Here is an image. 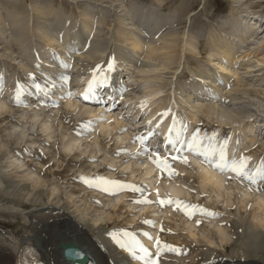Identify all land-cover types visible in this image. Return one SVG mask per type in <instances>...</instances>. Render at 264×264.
<instances>
[{
	"label": "bare ground",
	"instance_id": "bare-ground-1",
	"mask_svg": "<svg viewBox=\"0 0 264 264\" xmlns=\"http://www.w3.org/2000/svg\"><path fill=\"white\" fill-rule=\"evenodd\" d=\"M23 1L24 0L22 1L21 0H0V35L3 38L10 37L14 39V42H15L14 44L15 45L17 44L16 45L18 46L17 48L20 50H23L24 52L29 51L28 48L26 50L25 44H27L26 42L30 40V37L33 39L40 38L41 41L44 40L50 44H53V43L57 44L58 46L57 45L56 46L63 50V52L65 53L63 56H66V59L64 61L65 64H73L70 61L72 58L70 57V55L77 54L78 57L77 59H75L77 63H80L82 65L81 62L86 61L87 63H83L84 65L85 64L93 65V67L91 68H85V67L83 68L85 69L88 76L85 79L83 84H80L76 90H73V94L75 95L78 94L79 96L83 97L85 101L89 102V104H94L95 102H97V98L99 97L98 92L102 87L105 89L106 88L108 89V87L110 89H115L116 94L119 97L128 98L129 101L135 102L137 96L134 95V97H132L134 94V91H130L129 87L124 85L121 82V78L119 79V77H117L116 79H114L112 77L114 71L118 69L116 66H114V63L110 64L106 72L104 73L96 71V66H98V64L101 63L104 59V55H105V52L108 50L109 43L107 44V42H105L103 44H99V42L95 41L93 45L92 44L90 45L89 37L86 34L89 29L90 31L94 30V23L93 24H91L90 22L86 23L87 22L86 20H89V19H86L85 16L99 15L103 19H106L107 16L105 17L106 15L105 12L108 11V2L104 0H81L78 3L76 2L77 0H62L64 2H67V5L64 4L65 9H67L68 7L72 5H76V4L77 6L74 9H72V11H75L77 8L78 10L80 8H84L83 11L81 12H79L80 10L78 11L80 13L79 14L80 16H84L83 21L79 20L80 21L79 23L75 21H74L75 23H72L69 19L66 20L65 17L67 14L66 15L64 14L63 9H55L54 11L47 12V13H44L38 10V13L36 14L35 10L31 8L32 6L31 7L27 6ZM237 2L240 3V1H237ZM41 3H44V2L41 1ZM80 4H84L85 6L79 7ZM245 6L248 7L249 5L245 2L243 4V9ZM119 8H121L120 13L122 15L121 16H119L120 14L117 15V18H118L117 20L119 21V23H122V24L129 21L130 26H132V28L131 27L130 28L134 30V32L136 33V37L140 40L146 41L148 39H152V40H154V38L157 39V35L163 36L164 35L163 33L169 30L168 28L169 23L167 22L159 23V28H157L156 26L159 20H157V18H155L153 15H151L150 18H145V17L142 18L143 15L141 16V18H137L136 13L134 12L131 13L126 8V6L120 5ZM3 11L6 12L7 14L6 17L8 18V20L6 19L4 15L5 12ZM73 13L74 12H72V14ZM233 13L234 14H231V18L233 19L228 21V25L232 28V31L230 32L233 38L229 39V41L228 40L226 41L223 38H221L219 34H216L214 38V43L218 48L221 49L220 51L222 52L221 53L222 55L232 56V57L237 56L235 57V59L237 60V63H238V62H241L244 58H248L250 56L249 54L245 52L243 53V55L241 53L240 56H238L240 51L244 50L246 46H248V43L250 40L258 41L256 42L257 46L255 48V51H258V50L260 51L262 47L264 46V31L258 34L257 33L258 29L256 28L259 20L264 21V14L260 15L258 13H250V15H253L252 17H250V15L248 17H245V16H240L239 14L240 10H237V9H234ZM11 14H13L14 17L17 16V18L15 17L16 19H18L19 17L21 19H18L19 21L17 22L15 20L14 21L11 20L13 19V16ZM185 14H186V11H181L180 15L182 17L181 18L178 17L177 19H175L178 21H175L172 19L173 20L172 25L174 26L175 24H177L179 27L184 26L185 22L183 21V18ZM249 17L251 18L250 22H248ZM252 21H255L254 24H251ZM13 22H16V23L13 24ZM263 26L264 25H261L259 29L262 28ZM34 27H36L37 29L36 33L34 31ZM80 29L81 30L83 29V31H81ZM260 35L261 36L263 35V37L259 38ZM44 41L43 43H45ZM112 42L115 43L114 40ZM7 43L8 45L6 48L7 49L10 48V50H12L11 48L13 47L12 46L13 44L10 45L11 44L10 41ZM23 43L25 47L22 48ZM101 46L102 48H100ZM114 46H115L113 50V53L115 55L114 59L118 60L122 64L123 68L128 67L131 70L132 69L138 70L139 73L143 75L142 81H144V83L146 84L147 90H151L152 87L156 88V90L150 91V92H145L144 90L145 93L142 95L141 99H144L148 103L152 102L151 99L153 100L154 98L161 95V92H163L162 90L163 88L170 87L171 93L174 94V96H176L183 105H186L189 108L195 110L196 114H201L202 117L206 119V121L207 120L212 121L214 119H217L220 123H225L226 125L227 124L230 125L231 129L233 130V133L231 134V140H226V141L221 140L219 142H217V140H211L209 142H202L199 144L196 143L197 151H192L187 147V145L191 144L192 141L186 140L182 134H179L177 126L171 125L170 128L166 129V127L169 124L168 123L165 127H162L160 129V135L163 138V140H165L166 142L168 141L167 138L171 137L173 142H175L172 146V148H174L175 150L181 148V152L185 151L188 154L190 152H193V153L199 152L201 156L206 158L207 163L211 164L208 167H203L201 163L199 164V162H196L198 164V168H197L198 169L197 174H199L198 180L200 181L199 184L201 185L202 191L209 193L208 201L211 204H214L216 200L221 201V203H223L226 209L228 210V213L231 214L232 211L230 208H232V205L234 204L232 203V200H234V197L232 199L233 194L231 193L233 192L230 193L226 189V182L228 180V177L233 176V174H231V172H221L216 167H214V165L219 162V154L222 149L226 152V156L229 161H231L233 158H235L236 160H239L241 157H244L245 154H247V152L241 151L238 149L240 147V141L233 139V137L236 136V135L234 136L233 134L237 133L238 130L243 129V128H247L249 132L253 134L254 124L251 121L247 122L243 118L242 114L240 112H237V110L239 109L235 111V110H232L230 107L232 105L238 104L239 102L244 103V100L246 98L243 99V97L240 95L239 90H241V88L243 87H246L247 84L250 81H252L250 80L251 77H253V82L255 81V83H258V85L260 84L258 87L259 89L256 90L257 93H259L258 97H260V100L259 102H257V105L254 104V106H257L258 112H261L260 110L264 108V104H263L264 103V60L257 61L256 62L257 69L254 71L250 69V71L248 72V76L239 74V72L235 69L236 64H234V62H232L231 60H227V59H225V61L221 60L218 63H215L213 62V60H211L209 62V64L211 65L208 66L206 71H199L198 69H195L193 67L189 68L190 66H192L190 64L191 62H189V64L183 67V72L185 74L181 75L179 74V71L181 70L182 65L176 59L167 57L166 59L164 58L165 60H163L165 62H162L161 64L160 63L156 64V62H154L152 59H149V60L147 59L148 61L140 60V58L138 59L135 56V54H137L136 50L139 48L138 44L134 45L133 50H131L130 52H127L126 50H124V48L120 45L114 44ZM153 54L154 53H152L151 56H153ZM48 55L50 58H53V61L52 62L49 61V58H48L43 63V65L40 67L42 69L46 68V70H43V71L48 72V74L50 73L55 74V76L58 77V80H64L66 83L67 82L66 80L68 79V77L65 75L66 71H63L61 69V68H64V66L62 65L63 61L55 58L54 53L52 52H49ZM6 56L7 58L8 56H10L8 59L13 58L12 52L4 53L0 57L4 58ZM239 58L241 59L239 60ZM13 61L15 62V58L11 62L13 63ZM21 68L23 69L26 67L25 65H23L21 66ZM10 71H11L10 65L7 68L6 65L4 64V67L0 68V82H3L5 84L4 88L2 89V92H0V129L1 130H5L7 128V125L12 124L13 101L10 99L9 93L11 92V87L13 86L12 77H11L13 74H11ZM187 73L189 74V77H191V82L189 84H187L186 82H183V79L188 78V76L186 77ZM253 74L255 75L252 76ZM119 75H122V71H119L118 75H115V76H119ZM168 76L169 77L171 76V77L169 78ZM174 78H176L175 85L172 82ZM74 81L78 83L80 79L75 78ZM51 83L53 85H57V83H54V82H51ZM59 83L58 85H60ZM257 86L255 87V89L257 88ZM7 87H8V90H7ZM26 88H27V85H26ZM39 94L42 96V99L46 104V101L50 100V95L52 93L49 91L43 90V92H39ZM248 97L249 96L247 95V98ZM51 99H52V104L50 106L54 105L53 103L54 98H51ZM81 102H84V101H81ZM153 102L157 103L158 101L153 100ZM252 103L254 102L252 101L251 104ZM152 104H149V106L151 105L150 107H152ZM25 106H30V105L29 103L26 102ZM50 106H48V108H50ZM64 107L67 109V111L68 110L77 111L78 108L80 110V109H83V107L87 108L86 116L89 118L94 117V116H99V115H101L100 117L106 116L103 112L101 113V111H96L91 108L82 106L80 103H74L70 99L65 103ZM139 109L145 110V106H143L142 103H140ZM148 110H149V107H148ZM27 112H32V111L27 110ZM42 112H48V111L45 109H42L39 113L33 114L32 119L30 120L34 121L35 119L40 118V116L42 115ZM51 112H55V111H50V113ZM56 112L58 113V111ZM161 112L166 113L164 110H160L158 113H161ZM96 118H99V117H96ZM149 118H152V116H150ZM146 120L148 119L146 118ZM23 122L24 121L21 119L18 122V126L22 127L24 125ZM112 122L115 123L114 128H112ZM120 127H121V124L117 122L116 118L112 119L108 117L106 120H102L100 123V126L97 128L100 130V132L97 133L99 131L97 130L96 133L90 134V136L87 137L90 143H92L91 147L94 145L101 146L104 140L107 139V137L109 138L110 136H112L114 131L118 130ZM46 129L47 131H50L45 126V129L43 130L45 131ZM1 130L0 132H2ZM13 130L15 131V128ZM50 134L51 136L53 135L52 132H50ZM166 135L168 137H166ZM25 136L27 137L25 129H24V131H21L18 139L22 140V143H24L23 137ZM48 137H49V132H48ZM126 138L127 137H125V139ZM118 142L120 141H117L116 145L118 144ZM11 143H12L11 141L8 142L7 149H3V148H6L5 147L6 143H4V141L0 142V163L2 164H4L5 160L9 157L8 152L10 151L8 150V148H10L13 145ZM254 143L256 144V141ZM254 143L249 147L252 148L255 145ZM32 144L35 145L36 142L32 141ZM80 144H81V141L79 142L78 138H73L65 146L63 145V148L65 147L66 151H68V154L70 153L69 155L71 156V152L73 154L77 152V151L73 152L75 150L74 148ZM121 144H122V141H121ZM44 150H46V148H44ZM136 151H137L136 148H134L133 152H136ZM52 153H56V152H52ZM95 153H96L95 156H98L100 154V153L98 154L97 152ZM250 153L252 155L256 153L255 156L259 155L258 151L256 152L253 151ZM58 156H59V153H58ZM70 156H67V157H70ZM176 156L178 157L179 155H174V157ZM189 156H191V159L193 158L192 157L193 154H189ZM26 157L29 158L30 156L28 155ZM171 157H173V155H171ZM14 158H15V161L18 162L19 164H15L11 162L12 165L10 166H7V164H5L4 166L2 165L3 169L0 170V173L2 174L0 175V200H6L7 198L12 199L14 202V205L16 206L11 207L8 205H4L0 207V209L2 211H7L6 209H8V211L11 214L16 213L17 209H22L23 211H27L30 208L38 209V207L40 206L44 207L42 208L43 212L46 209L51 210L47 214H42V215H35L36 211L30 214L31 218L37 219L40 222V226H38V228L36 229V232H35L36 237L34 239L37 242L35 243L36 247L39 248L37 250L42 257V260H41L42 264H68L63 258V251H61L58 248L59 244L62 242L65 244L77 245L86 255H88L89 257L88 264H111L109 261L110 259L115 260V261L121 259L120 261L124 260L128 262L129 259L127 258L126 255L138 261V264H146V260L144 259L143 252L141 251L136 241L135 233L130 230L131 228H136V227H138L139 230H143L142 228H145L144 227L145 225L142 223V221H140L141 219L146 220L147 221L146 226H149L146 229L148 230L147 232L142 231L144 232V236H141L143 247L147 249L149 253H151V256L149 257V259L153 260L154 264L156 263V259H155L156 256L159 259L158 264H167V260H164V253L165 254L169 253L173 257L169 264H233V263L243 264L241 260L232 262V261L214 259L212 261H209L211 260L212 255H208L209 256V257L207 256L208 261L204 262L201 259L202 250L200 252V248L205 247L206 250L204 251L208 250V252H211L213 254L216 253V255L218 252L228 254V249L230 245L232 244L239 245L236 242L238 238L237 239L235 238V232L239 231L238 228H240V225L243 226L246 220L244 221L243 219H240V225H238L237 229L233 231L231 228L234 225H236V222L233 221V217H230L231 219L227 220L228 223L230 224L228 223L226 224L224 220L221 221L224 223L217 222L216 224H214V223H211L212 222L211 220H209L210 215H207V216H203L201 214L187 215V213L178 214L174 211L173 206L168 205L166 208H164V206L160 207V205L156 204L157 193L155 192V188H154V191H149L150 197L148 199H145L141 197L139 190L138 191L132 190V189H135L133 188L134 186L133 184L128 185L124 181L119 182L117 185V188H115L114 184H106V185L102 184V186L105 187L104 189L101 187V182H100V186H94V185L88 186L85 184L84 185L80 184L79 186L77 185L78 190H75L73 194V198L67 199L66 197L61 195V193H59V190H56V189H59L58 185L62 182H65L66 178H68V176L70 175L69 173L72 172L73 170V169H64L63 171H61V167L64 162V158H62V156H60L59 160L56 162L58 165H55L52 162L55 160V157L48 159L42 155H38L37 163H39L38 165H40V167L50 166L48 168L40 169V172L42 174L41 181L34 180V177H35L34 175H33L34 177H31L32 180H30L29 178L30 175L24 174V171L26 169L23 170V168L26 166V164L21 162L22 158L20 157L18 158V156L16 157V155L14 156ZM8 159H13V158L10 157ZM177 160H180V156L178 157ZM126 163H130V161H127ZM134 163L132 164L134 165ZM81 164H83V162ZM90 164H91V166H89L90 168L88 169L80 168L77 173L78 174L85 173L88 175H92L94 173L99 174V175L104 174L106 175V177L110 179L114 178L115 171L110 170L107 166H104V164H98V162L96 161H89V165ZM75 166L77 167L78 165L75 164L73 168ZM178 166L180 167L181 165H178ZM13 167L15 169H12ZM134 167L135 166H133V168ZM141 167L143 168L144 166H141ZM255 167L256 166H254L253 168ZM122 170L124 172L130 171L131 173H133L132 178L135 179V176L137 173L132 172L133 169H131V163L124 165V168ZM184 171H185V168L181 169V173L180 172L178 173L179 176H181ZM218 173H221L222 177ZM153 174H154V169L152 168L143 169V173H142L140 180L142 181L150 180ZM8 176L13 177V179L16 182H20L22 183V185H18V188L17 187L5 188L3 183L8 178H4V177H8ZM53 178H55L54 179L55 181H59V184L58 183L55 184L56 182L53 184ZM167 181L168 182H164V184H172V185L166 186L164 192L168 194L170 193L171 195H181L182 194L181 186L180 185L177 186L178 179L171 178L170 180H167ZM12 184L14 185L15 183H12ZM53 186L55 188H52ZM120 186H123V187H120ZM226 193L229 196H227ZM254 193L256 192L249 191V194H247L245 198L240 201L239 205H241L242 209H245L249 204V201H248L249 199H247L248 195L251 194L252 196H254ZM107 194L109 198L115 195H118V197L120 198L116 199L118 201V204L114 205L112 209H109V211H107V213L104 214L103 210H100L102 208L99 209L98 207H96V205L99 204V202L92 201L93 199L92 197H102L101 200H103V204L101 205L106 206V204L109 203L108 202L109 200L108 201L105 200L106 197H108ZM103 195H106V196L103 197ZM214 195H217V197L215 196L217 199H215ZM223 195L224 196L226 195L227 197L226 200L224 201L221 200V197ZM139 197H141V199H139ZM212 197H214V199ZM255 197L256 198L254 199V201H256L255 207L257 211H255V214L252 213L253 217L252 216L250 217H252V223H251L252 227L258 230V228L260 227L264 228V220L261 219L262 218L261 214L264 212V199H262L261 196L258 197V194H256ZM82 202L86 204L85 207L80 205ZM2 203L3 202L0 201V205ZM139 208L140 210L136 214V211ZM217 210L219 211V209ZM217 210L215 208V211ZM132 211H135V213ZM236 214H240V212H237ZM196 217H199L200 220L206 224L201 225L200 223H198L199 220L195 221ZM202 217L203 219H201ZM212 218L214 219V217ZM209 223L211 224L209 225ZM193 224L196 226V228L193 227ZM86 226H89V229ZM263 228H261V230ZM108 230L111 232L110 236L112 237V239H114V242L122 250L121 253L116 250L117 247L111 242L112 239L106 240V239H103L102 236L100 235L101 238L103 239L102 240L103 246L102 245L100 246V243H98V241L96 240L98 237L95 238V234L101 233L103 231H108ZM162 231L167 236L170 235V239L172 240V243H173L171 244V246L172 247L174 246V249L176 251H169L168 253L165 250H164V253L161 251L160 249L162 246L161 243L163 242V240L161 239L162 238L165 239V237L162 236L161 234ZM105 234L107 235V233ZM259 240L261 241L259 242ZM157 241H159V245L156 243ZM23 245L24 244H21L19 248L22 249ZM192 246L193 248H196L192 256L190 255L184 256L180 254L181 253L180 250L186 249ZM239 246H240V248L238 249L239 254H237L238 256H235V257H238L239 259L240 257L245 258L246 261L249 258L251 261L250 264H258V261L260 262L262 260L264 261V237L263 236H260L255 240L249 241L248 243H244L243 245H239ZM162 253H163V256H162ZM248 253L250 256L247 255ZM14 258H15L14 254L12 252L5 250V249H0V264H14ZM128 263H131V262H128Z\"/></svg>",
	"mask_w": 264,
	"mask_h": 264
},
{
	"label": "rangeland",
	"instance_id": "rangeland-1",
	"mask_svg": "<svg viewBox=\"0 0 264 264\" xmlns=\"http://www.w3.org/2000/svg\"><path fill=\"white\" fill-rule=\"evenodd\" d=\"M41 1H43L44 3H41ZM80 1L81 0H77L76 2L79 3ZM104 1L108 2V11L105 12L106 13L105 17L107 16L106 19H103L99 15H97V16H93V15L92 16L91 15L85 16L86 19H89V20L84 19L87 21L86 23H88V22H90L91 24L94 23V30L90 31V29H89L86 33L88 35L89 41L92 45L95 43V41L99 42V44H103L105 42H107V44L109 43L108 44V50L105 52L103 61L105 60V58L107 56H108V58L104 62L102 61L103 63L101 62L102 63V66L100 68L101 72L106 69V67L110 63V60L112 59L111 53H113V50L115 48L114 44L122 46L124 48V50H126L128 52L133 50L134 45L138 44L139 48L136 50L137 54H135V56L138 59L140 58V60L152 59L154 62H156V64L157 63L161 64L162 62H165L163 60H165L167 57H170V58L176 59L177 61L181 60L182 62L181 61L180 62L183 65H187L188 62H191L190 64L192 65V67L197 68L199 71H206L207 67L209 65H211V64H209V62L211 60H213V62H215V63H218L221 61V59H223L225 57L224 55L221 54L222 53L220 51L221 49L215 45L214 38H215L216 34H219L220 37L223 38L224 40H229V39L233 38V36L230 34V31H229V29L232 31V28L228 25V21L233 19V18H231V14H233V12H234V10H233L234 7L241 8L242 12L240 15H243V16L246 15V10H247V12H249L250 9L252 11H254L255 13H258V12L264 13V0H121V1L120 0H104ZM237 1H240V3H236ZM23 2L27 6H30V7L32 6L31 8L33 10H35L36 14L38 13V10H40L44 13H47V12H52L55 9H63L64 14L65 15L67 14L65 17L66 20L69 19L72 23H75V22L79 23L80 21H83L84 16H80L79 12L83 11L84 8H80L79 9L80 11L78 10V8L75 11H72V9H74L77 6V4L72 5V6L68 7L67 9H65L64 6L67 5V2H64L62 0H45V1L44 0H27L28 4L25 2V0ZM92 2H94V1H92ZM245 2L249 5V7L245 6L243 9L242 6ZM48 4H49V6H48ZM120 5L126 6V8L131 13H133V12L136 13L137 18H141L142 15H143L142 18L145 17V15H146V18H150V16L153 15L155 18H157V20H159L157 23V26H156L157 28H159V23H165V22L169 23V26H168L169 30L167 32L163 33L164 34L163 36L157 35V39L154 38V40L150 39V40L144 41V40L138 39L136 37V33L134 32V30L131 29L132 26H130L129 21L122 24V23H119V21L117 20L118 19L117 15H119V14H120L119 16L122 15L120 13V11H121V8H119ZM83 6H85V5L84 4L79 5V7H83ZM181 11H186V14L183 18V21L185 22L184 28H183V26L179 27L177 24H175L174 26L172 25L173 20L177 19L178 17L179 18L182 17L180 15ZM3 12H5V11H3ZM72 12H74V13L72 14ZM76 14H77V16H76ZM4 15H5V17L7 16L6 12L4 13ZM11 15L13 16V14H11ZM248 15H250V14H248ZM260 15H262V14H260ZM70 16H71V18H70ZM251 16H253V15H250V17ZM15 17L17 18V16H15ZM15 17L13 16V19H11V20H13V21L15 20L17 22V21H19L18 19H21L20 17L18 19H16ZM89 17H91V18H89ZM6 19L8 20L7 17H6ZM72 19H73V21H72ZM90 19H91V21H90ZM92 20H93V22H92ZM175 21H178V20H175ZM16 22H13V24ZM262 30H264V28H262ZM34 31H35V33L37 32L36 27H34ZM81 31H83V29ZM160 33H161V31H160ZM9 38L10 37H4L3 38L0 35V56L3 55L4 53H11L12 52L13 58L8 59L10 56H8V58H7V56L4 58L0 57V68L4 67V64L6 65L7 68L10 65V67H11L10 72H11V74H13L11 76L12 77V85H13L11 87L12 91L9 93V95L11 96L12 101H13V114H12V124L7 125V128L5 130L0 129L2 131V132H0V142L4 141V143H6L5 144L6 148H3V149H7L8 142H10V141L12 142L11 144H13V145L10 147L11 149L8 148V150L10 151V152H8V155H9L8 158L11 157L13 159L7 158L4 162V164L0 163V170L3 169L2 165L4 166L5 164H7V166L12 165V163L19 164L18 162L15 161V158H14V156L16 155V157H17V154H18L19 156L24 157L23 160L21 159V162L26 164V166L23 168V170L26 169L24 171V174L30 175V177H29L30 180H32L31 177L35 176L36 178L34 177V180H40L41 181L42 180V176H41L42 174L40 172V169L48 168L50 166L40 167V165H38L39 163H37L36 157L39 155V153L43 154L48 159L55 157V160L52 161L55 165H58L56 162L59 160V157L62 156V158H64V162H63V165L61 167V171H63L64 169H73V170H72V172L69 173L70 175L68 176V178H66L64 184H63V182L59 184L58 183L59 181H55L54 178H53V184L55 182L59 184V186H58L59 189H56V190H59V193H61V195H63L67 199L73 196V193L75 192V190H78L77 185L81 184L79 176L85 177V175H83V174H80V173L78 174L77 173L78 170L80 168L81 169L82 168L88 169L89 166H91V165H89V161H91V159L95 160V161L97 160L98 164H104V166L113 167L116 170L121 171L124 168L123 163H125V159L127 158V156H131V154H126L125 156L119 157V154H118V153H127L128 149H129V142L128 141H130V137H127L128 133L132 132L134 134H139V133L144 132V127H143L144 124H142L144 117L141 116L142 113L137 115L138 108L133 103H128L126 100H121V102H123V103L119 104L115 109H111V114H114V115L116 114L118 117H120L123 120V122H125V124H123V127L119 130V132H122L123 130H126V132H127V133L122 134V136L119 134L123 140L122 144H121V141H122L121 138H118L120 140L115 139L113 142L108 141V145L105 142V140H106L105 139L101 146L100 145H94L91 147L92 143H88V141H84L85 139H83L82 140L83 142L81 141V144L76 146L74 148L75 150L73 149L74 150L73 152H75V151H77V152H75L74 154L71 152V156H70L69 155L70 153L68 154V151H66L65 147L63 148V145L65 146L68 142H70L71 139H73L75 137H79V136L83 137L84 135H86V132H85V130L87 128L86 124H87V122H89V120L86 119L87 108L83 107V109H80V110L78 108L77 109L78 112L74 111V110H68L67 111V109L64 106H65L66 101H68L69 99H64L63 101L61 99L58 105L51 107L49 109L50 111H55V112H51V113L50 112H42V115L40 116V118H37L34 121L30 120V119H32L33 114L39 113L42 109H44V107H48V105H49L48 102H46V104H45V102H43L42 96L39 94L40 90H51L53 87L56 86V85L55 86L52 85L50 82V79L51 80L55 79L56 76L53 74H48V72H46V71H43V70H46V68L42 69L40 66L43 65V63L46 61V59L49 58V61L52 60V58H50L48 55L50 50H52L54 52L56 58H59L62 61L65 60V56H62L65 53L63 52V50L61 48L57 47L58 46L57 44H54V43L50 44L44 40L41 41L40 38L33 39L31 37H30L31 41L29 40L26 42L27 44H25L26 50H27V48L29 49V51H28L29 53L27 51L24 52L23 50H20L17 48L18 46H16L17 44L16 45L14 44L15 43L14 39H12V38L9 39ZM92 38H94V39H92ZM113 40L115 41V43L112 42ZM9 41L11 43L10 45L13 44L12 45L13 47L11 48L12 50H10V48L9 49L6 48L8 45L7 42H9ZM43 41L45 43H43ZM251 42H252V40L249 41V43H251ZM256 42H254V43L256 44ZM132 43H133V45H132ZM25 46L23 43L22 48ZM102 46L100 48H102ZM247 47L248 46H246V48ZM253 47L254 46H252V48ZM246 48L244 50H242L239 54H241L243 52L247 53L251 49V47H248L247 49ZM251 52H248L247 54H250ZM152 53H154L153 56H151ZM71 57H72V59L70 61L73 62L75 59H77L78 55L74 54ZM150 57H152V58H150ZM14 58H15V62L13 61V63H12L11 61ZM240 59L241 58H239V60ZM228 60H231L232 62H234V64H236L235 69H237L239 74L246 76V75H248L247 73L250 71V69L251 70L257 69V63H256L257 61L264 60V47L262 48L260 53L257 52V55H255V53H253L252 55H250V57L244 58L241 62L237 63V60L235 58H233L232 56H228ZM74 62H75L74 66L72 64H68L66 67V70H68L67 74L70 76V79H69L70 81H68L70 86H77V85L81 84L82 80L87 77V75L84 74V70H83V68L86 67L85 65H83V63H87V62L86 61L81 62L82 65L80 63H77L76 61H74ZM22 64L25 65V67L27 69L26 68L22 69L21 68V66H23ZM63 65L65 66V64H63ZM87 65H88L87 67L92 66L90 64H87ZM115 65H117L120 70L124 71V77L125 78L123 79V81L125 84L133 86L134 95H136L137 97L143 95L145 84L141 80L142 75L139 73V71L133 70V69L130 70V68H128V67H127L128 70L126 71L124 68L121 67V63H119L118 61H116ZM98 66H96V68ZM247 66L249 67L248 68L249 70H246ZM250 67H252V68H250ZM82 72H83V74H82ZM170 72H172V71H170ZM48 76H50L51 78L49 79ZM73 77L74 78L80 77L81 81L79 82V84H77V83H75V81H73L74 80ZM183 81H185V79ZM186 82L189 83V78L186 79ZM20 85L23 86L24 90L22 89L21 94L19 95V97H17L18 86H20ZM26 85H27L28 89L26 88ZM257 85H258V83H255V81L253 82V80H252L247 84L246 87L241 88V90H239L240 95L243 97V99L246 98L245 100H247V101L244 100V103L239 102L238 104H236L237 106L232 105L230 108L232 110H235V111L237 109H239L240 111L237 110V112H240L242 114L243 118L247 122H249V121L253 122L256 126L255 132H258V134L260 135L264 129V110H263L264 108H262V110H260L261 112H258L257 106H254V104L257 105V102H259V100H260V97H258L259 93H257V91H256L259 89L258 87L260 84L258 86ZM4 86H5V84L3 82H0V88L3 89ZM57 86H58V83H57ZM256 86H257V88L255 89ZM58 87H59V90L62 88L61 85ZM7 89H8V87H7ZM169 89H170L169 87L163 88L162 89L163 92H161V95L153 99L154 101L155 100L158 101L157 103L153 102V100L151 99L152 102H149V104H152V103L153 104H152V107H150L151 105L150 106L148 105L150 111L147 108V113H154L156 110L161 109V108L168 106V105L171 109V106L175 107L176 104H178V105H180V107L176 108L175 111H177V120H180L182 122V120L184 118V114L186 113L187 115H189L191 113V111L189 110V108L187 106L186 107L181 106V102H179L178 99L176 101L173 100ZM242 89H243V91H242ZM152 90H156V89H151L149 91H152ZM51 92H52V96H53V94H55V91H51ZM145 92H148V91H145ZM70 94H73V93L70 92ZM243 94H244V96H243ZM246 94L249 96L248 98H247ZM74 97H75V95H74ZM171 99H172V101H171ZM159 100H160V102H159ZM252 101L254 103L251 104ZM26 102L29 103L31 106H25ZM72 102L78 103L79 100L73 98ZM157 105L158 106L160 105L161 108H160V106L158 107ZM65 109H66V111H65ZM27 110L32 111V112H27ZM56 111H58V113ZM171 112H172V110H171ZM250 112H251V114H250ZM100 116L101 115L94 116V117H100ZM23 118L24 119L26 118V119L24 120ZM21 119L24 121L23 122L24 125L22 127H19L18 122ZM195 119H197V118L195 117ZM216 120L217 119H214L209 124L208 123H197V124H194L193 126H192V122H191L189 134L192 136H199L198 138L201 141H208V140L213 139V138H216L217 140H222V141L225 140L228 137V135L231 134V127L228 124L226 125L225 123H220L218 120L217 121ZM16 122H17V124H16ZM34 124H35V126H34ZM45 126L50 131H47V129L44 131L43 129H45ZM126 126L129 129H126ZM4 127H3V129H4ZM14 128H15L16 132L13 130ZM17 129L20 132H18ZM24 129H25L27 137L26 136L23 137L24 143H22V140L18 139V137H19L21 131H24ZM48 132H49V137H48ZM50 132H52V134H53L52 136H51ZM248 133H249V131L247 128H243V129L239 130L237 137H236V139L238 141H240L239 149H243L244 145H248V143L250 144V140H252V139L249 138L250 140L248 141L245 138V137H248L247 136ZM124 135H126V136H124ZM125 137H127V138L125 139ZM252 138L253 139L256 138L257 140H259L256 145L260 149H264L263 148V146H264V133L262 134V136H259L258 138L257 137H252ZM199 139H198V141L200 142ZM32 141L36 142V144L35 145L32 144ZM117 141H120V142H118L119 145L118 144L116 145ZM120 144H121V146H120ZM24 146L26 148H28V150H29L28 152L26 150L20 149ZM115 146H117V147H115ZM118 146H119V148H118ZM43 147L46 148L45 151H44ZM110 150H111V152H110ZM52 152H56V153H52ZM60 152H61V154H60ZM95 152H97L98 154L100 153V154L99 155L97 154L98 156H95V154H96ZM24 153L27 156L29 155L31 157L27 158L26 156H23ZM58 153H59V156H58ZM67 156H70V157H67ZM109 159H111V160H109ZM27 160H28V162H27ZM29 161H30V163H29ZM81 161L83 162V164H81L82 163ZM106 161H107V163H106ZM111 161H112V163H111ZM142 161L143 160L141 159V157H137L134 165L133 164L131 165V167H132L131 169H139L141 167V165H143ZM121 162H123V163H121ZM136 162H138V163H136ZM194 162L195 161L192 160L190 163H194ZM75 164H77L79 167L75 166L73 168V166ZM31 166H33V167H31ZM133 166H135V167L133 168ZM197 168H198L197 163H195L194 165H190L191 170H189L188 177H186V179H188V181H189V179L193 180V181L197 182V184H194L193 181L190 182V183H193L191 185L192 189L187 188L185 190V192L188 193V196H187L188 198L187 197H184V198L188 201L191 200V201L195 202L197 200L198 202H201V201L203 202L204 197L202 195H200L201 191L199 189V187H201V185L199 186L200 181L198 182V179H197V175H199L196 173ZM12 169H15V168L13 167ZM30 171H31V173H30ZM193 172L196 173V176H195V174L192 175ZM130 173L131 172H128V176H127L128 179L131 177ZM5 181H6V185H4L5 188H14V187L18 188V185H22V183L16 182L13 179V177L8 178ZM72 182H73V184H71ZM12 183H15V184L13 185ZM234 186L235 185L231 186L230 189L232 191H230V193L233 192V193H231V194H233L232 199L234 197V200H232V203H234L233 207H236L238 205V203L240 202V199L243 198L242 195H245V194L242 191L241 192L238 191V188L236 186L235 187ZM52 188H55V187L53 186ZM226 189L228 190V188H226ZM227 193H226V195L229 196ZM234 193H235V195H234ZM206 195H207V193H205V196ZM226 195L225 196L223 195L221 197L222 201L226 200V198H227ZM215 196L217 197V195H214V197ZM214 197H212V198L214 199ZM216 197H215V199H217ZM0 201H2L4 203V204H1L0 207L4 206L5 204H7L8 206H11V207L16 206V205H14L13 200L9 199V198H7L6 200H0ZM115 201H116L115 199H110V202H112V203L109 202L108 207L110 205L109 208H111L115 204L114 203ZM217 201L218 200H216V202H215L217 205L214 202L213 203L215 205L214 208H216V210L219 209V211L218 210L215 211V209L214 210L211 209L210 213L208 212L209 208H210L208 205L197 206V204H195V203H194V205H195V208L197 210L200 209V212L203 215H210L211 218L214 217V219L215 218L220 219V217H222L221 213L223 211L224 205L222 206L221 201H218V203H217ZM111 204H112V206H111ZM218 204H220L221 207ZM80 205H82L83 207L86 206V204H84L83 202ZM187 207H189V210L194 208V206L190 207V201L187 203ZM42 208H44V207L40 206V207H38V209L37 208L36 209L30 208L28 211H23V212L20 209H18V213H19L18 215L9 214L10 212L8 211V209H6L7 211H4L5 213L8 212L6 214H4V212L0 210V239H5V240H0V242H1L0 243V249H5L8 251L11 250L12 253H14V255H15L14 264H38L39 262H41L42 257L40 256V254L36 248L35 243H37V242L34 239L36 237V234H35L36 229L38 228V226H40V222L37 219L31 218L30 214L34 213L36 211L35 215H42V213H43ZM249 209L253 210V206L251 205ZM39 211H40V213H39ZM50 211L51 210L46 209V210H44V214H47ZM16 213H17V211H16ZM16 213H14V214H16ZM243 213H245L246 218L244 217V219L246 221H245L244 228L243 229L241 228L240 231L243 230L244 233L242 234V233H240V231H238V232H236L237 237H235L236 239L238 238V240H236V242L239 245H243L244 243H248L249 241L255 240L260 236L264 237V235H262V230H261V228H263V227H260L258 229V232H257V229H255L254 227H253L254 229L251 228L253 214L250 212L246 213L245 211H243ZM263 213H262V215L264 216ZM262 215H261V217L264 220ZM250 216H252V217H250ZM230 217H233V218L236 217L235 213H234V216H230ZM199 219H200L199 217H196L195 221H198ZM236 222L238 224L239 219H237ZM6 225H9L10 228H7ZM86 227L89 229V226H86ZM193 227L196 228V226L194 224H193ZM251 229H252V231H251ZM102 234H98V236H96V238L98 237V241H100V242H101L102 238L104 239V237H103L104 235H102ZM100 235L102 236V238ZM164 237H165V239L162 238L161 240L164 241L167 239L166 234L164 235ZM169 237H170V235H169ZM260 241L261 240H259V242ZM4 242H6V243L4 244ZM20 243L25 244L23 251L21 249H18V247L21 245ZM170 244H173L171 239H170ZM239 245H237V244L230 245L228 252L230 250H233V252H230L228 256L224 254L226 256L225 259L233 260L235 258L234 255L239 254L238 253V249L240 248ZM258 245H260V244H258ZM32 246H35V248H33ZM191 248L196 250V248H193V246ZM34 249H36L37 251H34ZM201 250H202V252H201ZM204 250H206L205 247L200 248V252L202 253V256H201L202 261H206V259L209 257L208 255H212L211 257H214L213 256L214 254H212L211 252H208V250L207 251H204ZM189 252H192V251L185 250L184 253L190 254ZM32 254H34L35 256H34V259L32 261H30ZM164 255H165V253H164ZM167 255L170 257V259L167 260V264H169L173 257L169 253ZM224 255H223V258H224ZM247 255L250 256L249 253ZM26 257H28V259H26ZM243 260H245V259H243ZM248 260H250V259L248 258ZM119 261L120 260H117V261L113 260L112 264H117ZM128 262H131V260H129ZM128 262H127V264H134L132 262L131 263H128ZM260 264H264V261L262 260L260 262Z\"/></svg>",
	"mask_w": 264,
	"mask_h": 264
},
{
	"label": "snow or ice",
	"instance_id": "snow-or-ice-1",
	"mask_svg": "<svg viewBox=\"0 0 264 264\" xmlns=\"http://www.w3.org/2000/svg\"><path fill=\"white\" fill-rule=\"evenodd\" d=\"M23 86H18L17 97L21 94ZM0 92H2V88H0ZM197 137H193V142L187 147L192 151H197L196 145ZM179 150V149H177ZM199 154V152H197ZM173 159H177V157H173ZM181 163L188 164L186 158H180ZM157 166L161 167L162 169L170 168V165L167 164L166 160H160L159 157L157 158ZM250 160L245 157H241L239 160L233 158L231 161L227 159L226 152L222 149L219 154V162L216 163L214 166L220 170L221 172H231L234 173L237 178H242L244 180L249 181L251 184H257L258 181L264 182V162H262L259 166L255 168H249L248 165ZM174 175V174H172ZM123 187V186H120ZM134 191H138L137 189H132ZM147 202V201H145ZM163 204V202H161ZM159 245V241L156 242ZM165 251H176L175 249L171 248L170 246H161ZM143 252L144 259L146 260V264H154V261L149 259L151 253L148 252L147 249L141 248ZM159 254V252H158Z\"/></svg>",
	"mask_w": 264,
	"mask_h": 264
},
{
	"label": "water",
	"instance_id": "water-1",
	"mask_svg": "<svg viewBox=\"0 0 264 264\" xmlns=\"http://www.w3.org/2000/svg\"><path fill=\"white\" fill-rule=\"evenodd\" d=\"M66 249H68V248H66Z\"/></svg>",
	"mask_w": 264,
	"mask_h": 264
}]
</instances>
